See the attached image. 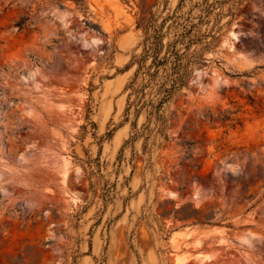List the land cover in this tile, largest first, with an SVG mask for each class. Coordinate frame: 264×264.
Listing matches in <instances>:
<instances>
[{
  "label": "rangeland",
  "instance_id": "374dc122",
  "mask_svg": "<svg viewBox=\"0 0 264 264\" xmlns=\"http://www.w3.org/2000/svg\"><path fill=\"white\" fill-rule=\"evenodd\" d=\"M177 1L0 0V264H264V0L170 105L152 170L140 142L127 183L117 160L136 21Z\"/></svg>",
  "mask_w": 264,
  "mask_h": 264
},
{
  "label": "trees",
  "instance_id": "16d2710c",
  "mask_svg": "<svg viewBox=\"0 0 264 264\" xmlns=\"http://www.w3.org/2000/svg\"><path fill=\"white\" fill-rule=\"evenodd\" d=\"M244 1L178 0L172 9L156 4L136 21L140 40L123 68V71L133 70L123 88L125 104L120 122L109 132L128 126V137L117 156L119 163L126 161L131 166L126 183L135 172L137 154L134 148L138 142L143 169L152 170L153 157L169 142L170 105L185 96L184 90L190 87L194 69L206 65V54L216 53V45L237 19V11ZM16 26L21 29L23 21ZM92 26L97 28L95 24ZM104 59L99 62V69L103 65L111 66L113 52ZM94 89L91 82L90 94ZM209 118L214 120L219 116L210 114ZM127 148L132 149V154L124 159ZM186 155L185 158L191 156L189 150ZM142 185L141 189L145 183ZM192 213L194 215L186 217L194 218L192 224H212L211 217H200V212L195 210Z\"/></svg>",
  "mask_w": 264,
  "mask_h": 264
}]
</instances>
